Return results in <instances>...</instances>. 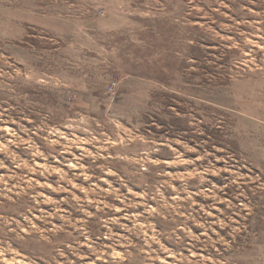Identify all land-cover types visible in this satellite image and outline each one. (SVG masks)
Segmentation results:
<instances>
[{
    "label": "rangeland",
    "instance_id": "374dc122",
    "mask_svg": "<svg viewBox=\"0 0 264 264\" xmlns=\"http://www.w3.org/2000/svg\"><path fill=\"white\" fill-rule=\"evenodd\" d=\"M0 264H264V0H0Z\"/></svg>",
    "mask_w": 264,
    "mask_h": 264
}]
</instances>
